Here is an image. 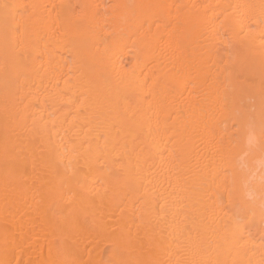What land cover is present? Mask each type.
Masks as SVG:
<instances>
[{
  "label": "bare ground",
  "instance_id": "bare-ground-1",
  "mask_svg": "<svg viewBox=\"0 0 264 264\" xmlns=\"http://www.w3.org/2000/svg\"><path fill=\"white\" fill-rule=\"evenodd\" d=\"M261 3L0 0V264H264Z\"/></svg>",
  "mask_w": 264,
  "mask_h": 264
},
{
  "label": "snow or ice",
  "instance_id": "snow-or-ice-1",
  "mask_svg": "<svg viewBox=\"0 0 264 264\" xmlns=\"http://www.w3.org/2000/svg\"><path fill=\"white\" fill-rule=\"evenodd\" d=\"M9 6L4 5L7 9ZM231 7V6H230ZM236 8H251L252 6H234ZM255 22V21H254ZM259 23L264 25V0L260 5V18ZM264 31V29H262ZM211 38V37H210ZM262 47V52H264V45ZM235 59V58H234ZM225 72L228 74L229 82L232 74V68H226ZM262 73H264V59H262ZM232 89L228 84L225 86V91L223 94V107L226 111L230 113L232 120V128L237 130V134L246 133L248 147L259 148L262 156H264V75H262L261 81V91H260V108H259V122H257L255 99L250 97L248 101V106L237 107L232 98ZM264 164V160L261 161ZM227 171V169H225ZM215 183V178L212 180ZM262 185H264V179H262ZM259 211L262 216H264V187H262L261 195L259 198ZM256 208L255 203H247L240 207L235 215V230L234 235L240 231L243 217L249 212L254 211Z\"/></svg>",
  "mask_w": 264,
  "mask_h": 264
}]
</instances>
